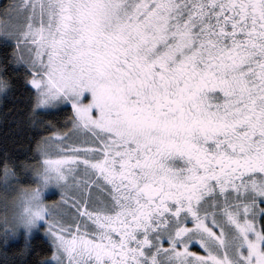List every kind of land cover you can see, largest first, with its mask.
<instances>
[{
	"label": "snow or ice",
	"instance_id": "snow-or-ice-1",
	"mask_svg": "<svg viewBox=\"0 0 264 264\" xmlns=\"http://www.w3.org/2000/svg\"><path fill=\"white\" fill-rule=\"evenodd\" d=\"M0 37L32 112L71 104L42 264H264V0H5Z\"/></svg>",
	"mask_w": 264,
	"mask_h": 264
},
{
	"label": "trees",
	"instance_id": "trees-1",
	"mask_svg": "<svg viewBox=\"0 0 264 264\" xmlns=\"http://www.w3.org/2000/svg\"><path fill=\"white\" fill-rule=\"evenodd\" d=\"M5 0H0V4ZM11 40L0 37V76H7L12 87L0 96V160L5 156L10 164L19 167L34 158L36 140L47 132L63 129L71 123V107L59 105L52 109H35L37 124L29 125L26 114L30 110L31 86L23 78V66L11 62ZM6 66V68H5ZM51 121L55 128L50 127ZM42 124L44 128L38 127ZM25 181L28 175L23 177ZM51 244L40 233L29 237L19 233L11 237L0 233V264H42L41 257L50 254ZM43 264H50L43 261Z\"/></svg>",
	"mask_w": 264,
	"mask_h": 264
},
{
	"label": "clouds",
	"instance_id": "clouds-1",
	"mask_svg": "<svg viewBox=\"0 0 264 264\" xmlns=\"http://www.w3.org/2000/svg\"><path fill=\"white\" fill-rule=\"evenodd\" d=\"M6 90L0 89V93ZM26 118L30 126L37 124L38 117L31 110L26 114ZM33 152L35 155L31 161L22 162L19 167L9 164L7 176L0 172V222L13 224L16 230L21 227L30 230L40 220L37 212L47 214L54 208L49 200L44 199L46 189L55 186L61 195L67 188L64 180L58 178L54 168L46 167L40 162L43 157L37 150V140ZM25 175L29 176L27 181L23 179ZM64 176L70 180L71 171L65 169Z\"/></svg>",
	"mask_w": 264,
	"mask_h": 264
},
{
	"label": "rangeland",
	"instance_id": "rangeland-1",
	"mask_svg": "<svg viewBox=\"0 0 264 264\" xmlns=\"http://www.w3.org/2000/svg\"><path fill=\"white\" fill-rule=\"evenodd\" d=\"M13 44H15V41L14 40H11ZM3 93V92H2ZM2 93H0V96L2 95ZM87 95V93H86ZM59 105H69L71 107V104L67 101V100H64V99H60V98H57L56 101H54L52 104L50 105H47V106H41V107H38V109H52V108H55ZM53 156L55 155V152L52 153ZM60 193H59V190L55 187V186H50L48 189L45 190L44 192V199L45 200H49V203L52 204L54 207L56 206L55 205V202L59 201L60 199ZM46 227L45 223L43 220H39L37 222V224L35 226H33L30 230H25L24 228H18L15 233H10V236L11 237H15L17 236L19 233H23L24 236L26 237H29L33 234H38L40 233V235H42L45 239H47L49 241V243L51 244L52 246V241H51V238L49 235H47L44 231V228ZM50 264H52L51 261H48Z\"/></svg>",
	"mask_w": 264,
	"mask_h": 264
}]
</instances>
